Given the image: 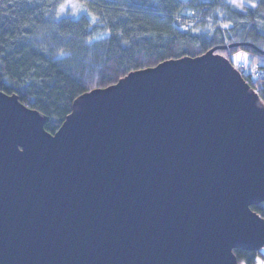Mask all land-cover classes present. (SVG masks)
Masks as SVG:
<instances>
[{"label":"water","instance_id":"95a60500","mask_svg":"<svg viewBox=\"0 0 264 264\" xmlns=\"http://www.w3.org/2000/svg\"><path fill=\"white\" fill-rule=\"evenodd\" d=\"M238 45L85 92L54 134L0 89V264H240L234 249L264 248V105L216 53Z\"/></svg>","mask_w":264,"mask_h":264},{"label":"trees","instance_id":"16d2710c","mask_svg":"<svg viewBox=\"0 0 264 264\" xmlns=\"http://www.w3.org/2000/svg\"><path fill=\"white\" fill-rule=\"evenodd\" d=\"M230 44L216 53L248 54L254 71L237 69L264 105V0H0V89L54 134L81 94ZM251 208L264 217V203ZM233 251L240 264L264 260L263 248Z\"/></svg>","mask_w":264,"mask_h":264},{"label":"rangeland","instance_id":"374dc122","mask_svg":"<svg viewBox=\"0 0 264 264\" xmlns=\"http://www.w3.org/2000/svg\"><path fill=\"white\" fill-rule=\"evenodd\" d=\"M234 0H231V2ZM196 13H190V17H196ZM239 57V58H238ZM230 59L233 62L234 66L238 69H242L243 71L250 70L254 71V69H250L249 67L246 69V65H248L249 62V56L246 52H236L230 55ZM263 253H264V248H263ZM261 261H264L262 259H259L257 264H260Z\"/></svg>","mask_w":264,"mask_h":264},{"label":"built area","instance_id":"2783aa9c","mask_svg":"<svg viewBox=\"0 0 264 264\" xmlns=\"http://www.w3.org/2000/svg\"><path fill=\"white\" fill-rule=\"evenodd\" d=\"M194 13V12H192ZM255 78H264V73L263 72H256L255 75H254Z\"/></svg>","mask_w":264,"mask_h":264},{"label":"snow or ice","instance_id":"6c2138e0","mask_svg":"<svg viewBox=\"0 0 264 264\" xmlns=\"http://www.w3.org/2000/svg\"><path fill=\"white\" fill-rule=\"evenodd\" d=\"M239 58V57H238ZM260 264H264V261H261Z\"/></svg>","mask_w":264,"mask_h":264}]
</instances>
